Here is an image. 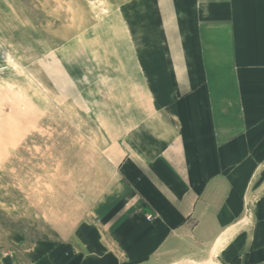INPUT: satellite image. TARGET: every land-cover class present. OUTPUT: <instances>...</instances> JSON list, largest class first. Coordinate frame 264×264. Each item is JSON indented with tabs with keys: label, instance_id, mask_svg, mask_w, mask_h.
<instances>
[{
	"label": "crops",
	"instance_id": "0c3cea01",
	"mask_svg": "<svg viewBox=\"0 0 264 264\" xmlns=\"http://www.w3.org/2000/svg\"><path fill=\"white\" fill-rule=\"evenodd\" d=\"M144 1L147 129L78 245L36 264H264V0Z\"/></svg>",
	"mask_w": 264,
	"mask_h": 264
},
{
	"label": "rangeland",
	"instance_id": "374dc122",
	"mask_svg": "<svg viewBox=\"0 0 264 264\" xmlns=\"http://www.w3.org/2000/svg\"><path fill=\"white\" fill-rule=\"evenodd\" d=\"M143 3L0 0L6 264L40 263L41 248L78 245V229L96 220L119 179L126 137L147 129L143 83L151 78L139 72L155 64L141 57L156 47L145 42L157 32Z\"/></svg>",
	"mask_w": 264,
	"mask_h": 264
},
{
	"label": "built area",
	"instance_id": "2783aa9c",
	"mask_svg": "<svg viewBox=\"0 0 264 264\" xmlns=\"http://www.w3.org/2000/svg\"><path fill=\"white\" fill-rule=\"evenodd\" d=\"M152 215H149L148 217L151 218Z\"/></svg>",
	"mask_w": 264,
	"mask_h": 264
}]
</instances>
